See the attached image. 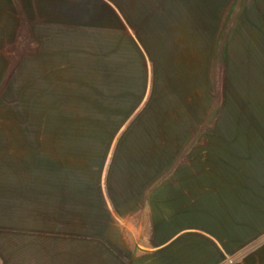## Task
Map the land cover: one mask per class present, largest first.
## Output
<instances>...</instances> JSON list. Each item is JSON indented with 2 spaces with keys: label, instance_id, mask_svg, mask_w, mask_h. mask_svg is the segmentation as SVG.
<instances>
[{
  "label": "rangeland",
  "instance_id": "obj_1",
  "mask_svg": "<svg viewBox=\"0 0 264 264\" xmlns=\"http://www.w3.org/2000/svg\"><path fill=\"white\" fill-rule=\"evenodd\" d=\"M263 122L251 0H0V264L131 247L104 200L143 196L152 163L159 181L198 156L240 164ZM224 264H264V235Z\"/></svg>",
  "mask_w": 264,
  "mask_h": 264
},
{
  "label": "crops",
  "instance_id": "obj_2",
  "mask_svg": "<svg viewBox=\"0 0 264 264\" xmlns=\"http://www.w3.org/2000/svg\"><path fill=\"white\" fill-rule=\"evenodd\" d=\"M251 5L262 25L264 38V0H251ZM258 132L246 138L239 155L229 156L230 160L239 157L236 160L240 164L218 167L214 162L212 166L207 163L208 167L197 155L196 163L189 164L187 159L175 169L164 166L166 178L159 181L152 163L150 169L155 180H151L143 196L139 187L119 200H104L106 223L116 225L118 232L126 224L124 232L134 242L131 247H120L115 252L101 250L106 260L92 264H224L238 249L261 238L264 235V195H260L264 192V126H258ZM163 172L160 171V176ZM236 176L245 179L238 184ZM249 184H254L253 192L244 194ZM143 208L146 214L141 221ZM53 252L50 255L49 250H44L36 264H61L57 254L60 251Z\"/></svg>",
  "mask_w": 264,
  "mask_h": 264
}]
</instances>
